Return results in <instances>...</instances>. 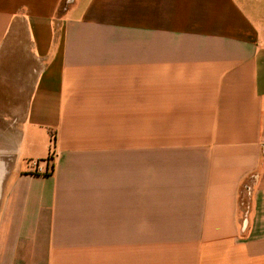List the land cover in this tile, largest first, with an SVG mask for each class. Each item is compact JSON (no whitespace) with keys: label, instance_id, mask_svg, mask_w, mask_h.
I'll return each mask as SVG.
<instances>
[{"label":"crops","instance_id":"obj_1","mask_svg":"<svg viewBox=\"0 0 264 264\" xmlns=\"http://www.w3.org/2000/svg\"><path fill=\"white\" fill-rule=\"evenodd\" d=\"M0 264H264V0H0Z\"/></svg>","mask_w":264,"mask_h":264},{"label":"built area","instance_id":"obj_2","mask_svg":"<svg viewBox=\"0 0 264 264\" xmlns=\"http://www.w3.org/2000/svg\"><path fill=\"white\" fill-rule=\"evenodd\" d=\"M253 178L257 179L258 178V175L256 174L255 176H253Z\"/></svg>","mask_w":264,"mask_h":264}]
</instances>
